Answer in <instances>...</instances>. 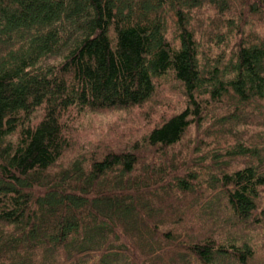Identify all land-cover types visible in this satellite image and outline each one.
Instances as JSON below:
<instances>
[{
	"label": "trees",
	"instance_id": "obj_1",
	"mask_svg": "<svg viewBox=\"0 0 264 264\" xmlns=\"http://www.w3.org/2000/svg\"><path fill=\"white\" fill-rule=\"evenodd\" d=\"M162 81L182 110L67 158L70 114L142 107ZM249 121L264 128V0H0V264H252Z\"/></svg>",
	"mask_w": 264,
	"mask_h": 264
},
{
	"label": "rangeland",
	"instance_id": "obj_2",
	"mask_svg": "<svg viewBox=\"0 0 264 264\" xmlns=\"http://www.w3.org/2000/svg\"><path fill=\"white\" fill-rule=\"evenodd\" d=\"M185 105L186 99L181 89L173 81H162L161 85L159 84L156 87L152 101L142 107L112 109L102 112H74L67 118L65 117L66 119L64 118L68 123L66 135L70 143L66 156L74 159L93 150L121 147L139 138L172 114L182 110ZM220 113H223V111L220 110L216 114ZM205 120L203 126L211 122L208 117ZM252 124H256V122L249 121L248 124L240 128L245 142L254 140L258 135L256 132L264 133V128ZM194 130V125H192L187 135L189 137L190 135L193 136L195 134ZM174 205L175 209L181 212L182 207L178 197L175 198ZM186 215L185 213L183 216L185 221H188L189 217ZM257 232L261 233L252 237L249 236V240L247 237L248 241L254 240L256 243L261 244L260 246H263V248L256 251V258L252 264H264V228ZM244 235H246L245 231ZM167 260L171 261L170 258H167Z\"/></svg>",
	"mask_w": 264,
	"mask_h": 264
}]
</instances>
